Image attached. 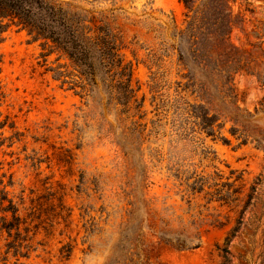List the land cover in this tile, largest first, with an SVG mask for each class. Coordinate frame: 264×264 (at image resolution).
<instances>
[{"label":"rangeland","instance_id":"obj_1","mask_svg":"<svg viewBox=\"0 0 264 264\" xmlns=\"http://www.w3.org/2000/svg\"><path fill=\"white\" fill-rule=\"evenodd\" d=\"M55 1L105 18L119 32L122 54L133 68L132 86H139L137 99L144 102L139 112L131 106L123 114L101 91L89 95L79 94V88L61 89L48 70L59 67L68 82L80 83L66 59L56 53L42 58L45 51L25 32L12 28L5 35L0 44L5 96L0 121L8 116L20 138L11 148H0V162L5 183L12 178L10 196L15 201L23 196L25 207L41 212L43 221L33 243L37 252L20 263L107 264L115 259L118 241L132 235L123 234L128 226L141 244L132 251L139 252L145 264H224L225 248L229 264H259L260 235L242 226L231 239L237 213L217 204L206 207L202 197L188 204L186 197L182 200L184 187L179 188L174 177L179 170L184 176L205 178L217 172L226 179L232 170L241 175L237 186H244L246 194L264 173V154L253 144L236 148L226 132L230 147L196 129L181 136L182 109L171 107L182 95L176 93L180 79L170 46L175 43L173 26L183 24V5L178 0ZM232 10L243 23L232 30L231 43L245 52L251 45H264V0H234ZM233 87L240 110L264 127V86L240 73ZM11 135L6 129L3 137ZM262 191L264 186L258 193L264 201ZM259 214L256 203L245 219L253 221ZM214 220L224 226H211ZM161 222L197 231L200 247L178 252L164 246L155 236ZM3 245L0 239V255ZM66 246L71 248L67 260L60 253Z\"/></svg>","mask_w":264,"mask_h":264},{"label":"trees","instance_id":"obj_2","mask_svg":"<svg viewBox=\"0 0 264 264\" xmlns=\"http://www.w3.org/2000/svg\"><path fill=\"white\" fill-rule=\"evenodd\" d=\"M178 1L186 12L182 27L173 26L171 38L175 43L170 48L177 57V76L180 79L176 83V93L182 97L171 107L176 111L182 109L184 123L180 125L181 136L186 137L189 132L194 134L196 129L212 142L230 147L231 140L224 135L226 132L237 142L236 148L253 144L264 154V127L254 116L240 110L233 87L234 76L240 73L255 78L264 86L263 43L251 45L252 50L248 52L231 43L232 30L241 28L243 23L241 17L233 14L234 0ZM12 28L25 32L31 43H39L45 51L42 58L56 53L69 62L80 83L68 82L59 67L48 70L52 79L60 83L61 89L74 91L79 88V94L86 92L89 95L101 91L107 100H113L121 107L123 114H128L131 106L137 112L142 108L143 98L137 99L140 88L132 86V64L126 62L122 54V38L107 19L55 0H0V44ZM155 80L153 76L152 81ZM183 95L191 98L192 102L185 100ZM4 100L0 87V108ZM227 124L230 125L228 129ZM6 129L12 132L10 137H3ZM14 131L15 123L5 116L0 121V148L5 145L11 148L19 141L20 135ZM3 169L0 162V239L4 242L0 264H9L10 260H14L12 264H21L20 260H29L37 252L38 247L33 243L43 221L41 212L25 207L23 196L18 201L10 196L7 188L12 187V178L8 176L5 183ZM176 173L174 177L179 181V188L184 187L182 200L186 197L188 204L191 199L202 197L206 207L217 204L237 213L231 239L242 226L252 228L254 236L260 235L258 259L259 264H264V201L258 195L264 186V173L246 194H243L244 186H237L242 178L236 171L231 170L226 179L217 172L212 178L195 173L184 176L179 170ZM256 203L260 205L259 216H254L253 221L245 219ZM210 225L224 226L217 220ZM131 229L125 226L123 234L132 235L118 241L115 259L107 264H145L139 252L132 251L133 248L140 250L141 244ZM155 236L164 246L178 252L197 250L201 244L197 231L180 226L174 228L168 222H161ZM60 253L62 259L67 260L71 248L63 247ZM222 258L224 264H229L228 249L222 250Z\"/></svg>","mask_w":264,"mask_h":264}]
</instances>
